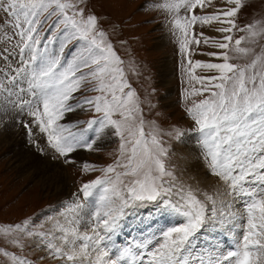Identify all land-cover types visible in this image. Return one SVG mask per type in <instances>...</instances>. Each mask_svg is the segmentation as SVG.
<instances>
[{
    "label": "snow or ice",
    "instance_id": "snow-or-ice-1",
    "mask_svg": "<svg viewBox=\"0 0 264 264\" xmlns=\"http://www.w3.org/2000/svg\"><path fill=\"white\" fill-rule=\"evenodd\" d=\"M227 2L240 4V0ZM211 3L212 0H180L166 7L191 10ZM236 12L234 7L213 15H191L183 24L177 19L175 25L184 33L181 51L185 52L192 42L187 39L191 25L219 21L229 27L218 31L232 33ZM0 17H3L0 25H10L13 29L7 39L18 38L12 49L0 47V103L10 101L12 107L27 109L32 121L23 126L29 135L35 124L46 135L50 147L69 163L70 154L77 150H94L105 129L113 130L112 134L120 141V159L115 165L101 169L103 177L84 183L79 189L85 201L99 190L97 207L90 219L85 220L80 212L84 204L78 200L66 206L78 217L69 220V224L85 223L91 235L81 232L79 227L57 223L54 227L63 235L55 238L62 241V246L48 242L46 247L51 255L65 259L68 264H264V54L244 65L231 63L229 42L233 37L224 35L221 41L213 43L221 51L209 53L223 62L189 60L193 71L200 67L217 73L190 76L201 86L194 88L192 94L207 92L208 95L186 111L200 133L199 144L210 173L227 184V195L233 198L232 203H222L218 213L216 202L207 197L212 202L208 214L203 203L190 192L185 196L182 189H176L167 179H175L163 159L168 149L163 146L155 125L145 133L139 101L133 91H125L129 85L123 79L119 58L112 45L103 39L104 33L98 30L94 15L85 16L77 0H0ZM49 21L48 28L41 33L40 29ZM246 31L252 36L258 34L251 29ZM203 39L208 42V38ZM241 39L235 40V44L240 45ZM233 50L249 51L241 47ZM89 79L97 81L90 90L100 95L76 100L75 93ZM85 105L102 114L98 120H89L82 130H74L77 125L72 122L62 123L68 113ZM96 124L99 126L94 129L95 139L90 140L86 134ZM174 133L177 139L183 135L179 129H174ZM91 167L84 165L85 170ZM118 168L123 171H117ZM237 204L242 210L239 217L234 211ZM133 206L168 212L182 219L176 226L139 243L117 248L115 233L126 209ZM218 215L233 221L246 218L242 239L236 241L234 250L225 254L213 248L210 252L216 255L209 254L206 258L205 253L195 252L192 241ZM16 229L42 240L48 235L28 231V222L23 228L16 225ZM11 259L15 264H27L15 256Z\"/></svg>",
    "mask_w": 264,
    "mask_h": 264
},
{
    "label": "rangeland",
    "instance_id": "rangeland-1",
    "mask_svg": "<svg viewBox=\"0 0 264 264\" xmlns=\"http://www.w3.org/2000/svg\"><path fill=\"white\" fill-rule=\"evenodd\" d=\"M179 2L180 0H77V6L84 9L85 16L91 14L97 18L98 30L104 33L103 39L112 45L113 51L119 58V67L123 79L129 85L125 91H133L139 101V115L145 121V133L151 131L152 125H155L159 130V138L163 142V146L168 149L167 155L163 158L164 163L166 169L175 178L174 181L171 178L167 179L175 184L176 189H182L185 196L190 192L203 203L205 208L209 210L208 214H210L212 202L207 197H211L216 202L215 206L219 213L222 203H232L233 198L227 195L229 191L227 184L211 174L207 165L206 171L210 175L208 180L210 177L213 178L209 184L206 181L204 184L196 182L190 185L191 181H187L185 184L179 177L180 157L178 148L176 150L175 146L188 136L195 135L200 138V133L196 130V125L186 110L208 95L207 92L202 95L192 94L194 88L199 89L201 86L198 82L191 80L190 76L203 77L217 74L200 67L193 71L189 68V60L203 63L223 62L209 55V53L221 51L215 48L213 43L214 41H221L224 35L233 37L232 41L229 42L231 63L244 65L264 54V31H261L264 29V0H240L239 5L228 3L227 0H212L210 5L204 7L197 5L191 10L180 7L178 11L175 8L166 7V5H175ZM234 7L237 8L233 17L236 27L233 28L232 33L218 31L221 27H229L226 23L214 21L210 24H202L197 22L187 30V39L192 42L187 45L185 52L181 51L180 40L184 38V33L176 27L175 21L177 19L183 24L185 18H190L191 15H213L218 10ZM49 23L51 21L44 24L43 28L40 29L41 33L48 28ZM0 29V47L12 49L18 43L17 37H13L11 40L7 39V36H12V27L0 25ZM246 29H251L258 34L252 36L251 32L246 31ZM242 37L243 39H241ZM203 38H208V42H204ZM237 39H241L240 45L235 44ZM196 40L201 42L197 44ZM160 43L163 44L158 47ZM236 47L246 48L249 51L235 52L233 49ZM67 54L66 52L65 55L67 56ZM165 61L170 62L171 67L168 84L161 82L159 73L160 67ZM84 71L86 72L87 69ZM96 83L97 81L91 79L84 81L75 93V99L83 100L85 97L100 95L99 92L90 90L95 87ZM71 102L75 103V101ZM77 110L74 113H68L65 120L62 121V123L67 122L68 118V122L77 125L74 130L86 128L89 120H98L102 115L87 105ZM18 111H20L19 108L13 109L12 117L20 115ZM114 118L118 119L119 117L114 116ZM98 126V124L94 125L93 129L86 134L90 140L94 138V129ZM174 129H179L183 133L179 139L175 137ZM105 132L109 141L102 145L95 144L94 150L85 148L77 150L70 154V163L65 162V158L60 157L50 147L47 138L44 140L45 162L50 167L57 166L60 172L64 171L66 173H64V177L66 181H69L66 187L61 186V189L56 191L53 186L43 189L42 182L39 183L37 178L29 173V171L32 172L30 166L26 165L27 167L23 170L22 164L14 157V152L19 153L18 157H21V147L25 150L24 157L31 154L37 157V153L34 152L37 134H33L32 140L31 136L29 137V131L24 126L9 125L6 134L10 133L11 138H15L13 142L15 146L0 144V264H15L11 259L12 256L26 260L27 264H68L65 259L51 255L46 244L52 242L57 247L62 246V241L55 238L63 235L54 227L57 223L64 227H79L81 232L87 231L91 235L90 228H87L85 223L78 226L69 224V220L78 217L69 212L66 206L72 205L77 200L84 204V208L80 212L83 213L85 220L90 219L91 213L96 210L99 190L97 189L93 197L85 201L82 194L79 193V189L84 183L103 177L104 172L101 169L115 165L117 159H120L119 138L112 134L113 130L111 129H105ZM169 132L173 134L167 135ZM25 136H28V141L23 144ZM3 137L4 133L0 129V140H3ZM196 146L198 153L204 159L199 140L196 142ZM193 148H195L194 142ZM40 149L38 151L42 152ZM85 164L92 167L85 170ZM116 170L123 171L122 168ZM123 179L127 180L128 178L124 177ZM215 192H219V194ZM142 209L135 206L126 209L117 233H115L117 248L132 244L135 239L145 240L148 238L145 233L150 227L160 228V230L156 229L159 233L161 230H166L164 228L166 226H176L182 219L168 212H153L150 209ZM234 211L237 212L238 217L242 212L238 204L234 207ZM61 212H64L65 215L62 216ZM140 212L141 214H138ZM25 222H28V231L47 233L48 235L42 240L39 236H28L16 229V225H21L23 228ZM245 223L246 218H237L233 221L227 217L220 218L218 215L216 221L206 224L204 230L193 240L195 243L192 245L195 250L197 247L203 248L202 243L207 245L206 258L207 252L209 253L213 248L219 251L221 249L226 254L228 250H234L232 248L238 239H242V227ZM212 226L223 231L224 239L213 243V245H211V240L214 242L212 238L208 239L209 243H206L207 239L201 240V237L209 235L208 229ZM4 229H11V231L5 232ZM135 232H137L136 238L131 235ZM5 252L10 255L5 256Z\"/></svg>",
    "mask_w": 264,
    "mask_h": 264
},
{
    "label": "bare ground",
    "instance_id": "bare-ground-1",
    "mask_svg": "<svg viewBox=\"0 0 264 264\" xmlns=\"http://www.w3.org/2000/svg\"><path fill=\"white\" fill-rule=\"evenodd\" d=\"M5 43H6V41H5ZM162 44L163 43H160L158 45V47L159 46L161 47ZM10 62H12V61H10ZM170 70H171L170 62H168V61L163 62L161 67H160V71H159L160 76H161V82L163 84H168V82H169L168 76L170 74ZM6 83H7V81H6ZM15 98H16V94L13 93V100H15ZM13 109H15V107H12V102H10V101L0 103V129L4 133L3 140H0V144H2V145L9 144L10 147L15 146V144L13 143L15 138H11L12 136L10 133L6 134V131L8 130L9 125H21V126H23V124H24L23 122L30 123L32 121V117L27 115V109L23 110L24 111L23 114H21L22 111L20 110V111H18L19 113L17 112L20 115L12 117V114H13L12 110ZM76 111H78V110H76ZM79 111L81 112V110H79ZM19 121H21V122L19 123ZM70 121H71V119H70ZM67 122H68V118H67ZM26 130H28V129H26ZM25 132H27V131H25ZM35 133L37 134L38 138H36V140H35V142H36L35 148L36 149L34 148V152H36L38 156L34 157V155L31 154L29 156L24 157L23 154H25V150L23 149V147H21V150H20L21 157L20 158L18 157V155H20V154L17 152H14L15 153L14 157L16 158V160L18 162H20L22 164L23 170H25V167H27L26 165L30 166L29 168L32 170V172L29 171V173L30 174L32 173V175L35 176V178H37L36 180H38L39 183L42 182L43 189H44V187L47 188V187L53 186V188L56 191H59L61 189V186L66 187L67 184L69 183V181L68 180L66 181V178L64 177V173H65L64 171L60 172V170L57 169V166L50 167V165L47 164V162H45L44 157H45L46 153L44 152L43 145L45 144L44 140H46V135L42 134L35 124H32V135H29V137L31 136L32 140H33V134H35ZM25 137L26 138H25V140H23V144H26L28 141V136H25ZM103 137H105L104 140H103ZM93 139H95V136ZM199 139H200L199 136H195V135L188 136V137L184 138L180 144L175 146L176 150L178 148L179 157H180V161H179L180 163L178 165V168L180 170L179 171V177H180L181 181L184 182L185 184H187V181H191L190 185H193L196 182L204 184L205 181L209 184L213 180V178H211V177H210V180H208L209 179L208 176H210V175H208V171H206L207 170L206 169V165H207L206 163L207 162L205 163L203 157L197 151L198 147L196 146V142ZM107 141H109V139L106 135V132L105 133L103 132L101 134L100 138L97 140L96 144L102 145V144H105ZM193 142H194L195 148H193ZM40 148H42V149H40ZM39 149L42 150V152H39L38 151ZM194 151H197V152L194 153ZM30 152H31V150H30ZM24 172L26 173V171H24ZM215 193H217V192H215ZM217 194H219V192ZM138 214H141V212ZM138 216H140V215H138ZM128 225H130V224H128ZM173 225H175V224H173ZM171 226L172 225L166 226L164 228L167 229L168 227H171ZM156 229L160 230V228H156ZM156 229L154 227H150L149 230L145 233L146 237H152L153 234H156L158 232V230H156ZM144 230H145V228H144ZM208 230H209L208 231L209 235L201 237V240L207 239L206 243H209L210 241L208 239L212 238L214 242H212V240H211V245H213V243H215V242L224 240L223 239V233H222L223 231L221 229L216 228V226H212ZM235 233H236V231H235ZM131 235H134V238H136L135 235H137V232H135V234H131ZM141 241L142 240L135 239L134 243H139ZM192 243H195V242L192 241ZM202 245H203V248H201V247L196 248L197 249V250H195L196 253H205L207 251V249H208L207 245H204L203 243H202ZM232 249H234V248H232ZM217 251L219 252V250H217ZM220 251H221V249H220ZM209 254L212 256L216 255V253H214V252H209V253L207 252V255H209Z\"/></svg>",
    "mask_w": 264,
    "mask_h": 264
}]
</instances>
